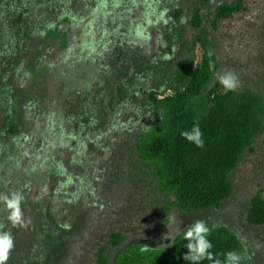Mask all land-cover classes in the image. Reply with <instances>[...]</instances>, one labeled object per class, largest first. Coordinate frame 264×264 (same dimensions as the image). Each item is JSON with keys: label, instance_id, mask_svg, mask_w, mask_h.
<instances>
[{"label": "rangeland", "instance_id": "1", "mask_svg": "<svg viewBox=\"0 0 264 264\" xmlns=\"http://www.w3.org/2000/svg\"><path fill=\"white\" fill-rule=\"evenodd\" d=\"M225 1L235 0H0V194L23 195L26 221L13 227L0 202V230L15 242L7 264H98L102 248L117 264L133 246L168 247L197 219L230 227L242 264H264V219L251 214L264 196V127L222 206L197 212L166 210L172 199L137 149L162 124L152 93L175 94L182 64L200 66L206 51L211 86L233 72L238 90L264 99V0H244L215 28ZM116 234L125 239L115 245Z\"/></svg>", "mask_w": 264, "mask_h": 264}, {"label": "trees", "instance_id": "2", "mask_svg": "<svg viewBox=\"0 0 264 264\" xmlns=\"http://www.w3.org/2000/svg\"><path fill=\"white\" fill-rule=\"evenodd\" d=\"M243 7L244 0L225 1L212 20L213 27ZM192 22L201 32L200 41L207 47L208 30L200 9L195 11ZM54 30L50 31L51 35ZM64 35L69 38L68 33ZM215 70L214 59L206 51L200 66L193 60L182 64L177 72L175 94L164 98H159L157 92L151 95L162 109V124L141 136L137 149L152 167L161 191L172 199L166 205L167 211L220 208L232 192V170L239 164L246 147L263 130V97L251 90L225 92L219 83L211 86ZM20 112L21 108L14 104L15 115ZM197 120L203 132V148L180 135ZM251 207L253 220L262 221L264 196L258 194ZM211 228L209 239L214 253L234 250L240 254L242 242L230 227ZM124 239V235L116 234L111 243L120 244ZM186 244L180 233L170 247L141 251L140 246H133L118 256L117 264H189L183 259L187 254ZM98 264H110L105 248L98 255Z\"/></svg>", "mask_w": 264, "mask_h": 264}, {"label": "clouds", "instance_id": "3", "mask_svg": "<svg viewBox=\"0 0 264 264\" xmlns=\"http://www.w3.org/2000/svg\"><path fill=\"white\" fill-rule=\"evenodd\" d=\"M219 84L225 92H235L241 87L239 77L233 72L219 74ZM180 135L189 143L196 147L203 148V132L201 131L199 121H195L191 129L184 130ZM24 197L20 192H11L8 194H0V202H2L7 210V220L13 227H25L26 221L21 207ZM169 215V214H168ZM167 222L174 224L176 222L175 214L169 215ZM165 239L173 241L174 236L171 228ZM3 225H0V229ZM212 228L204 220H195L185 231H183V239L187 241V254L183 257L189 264H202L203 261H209L211 264H242L244 257L237 251L231 250L222 254L213 252V244L209 239ZM169 247L171 245H168ZM15 247L14 237L10 231L0 230V264H7L11 253ZM147 247H141V251H147ZM223 256V259L220 256Z\"/></svg>", "mask_w": 264, "mask_h": 264}]
</instances>
